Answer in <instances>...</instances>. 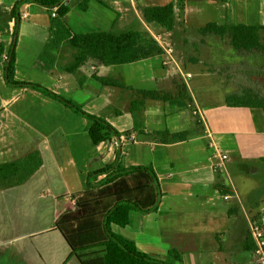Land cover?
I'll list each match as a JSON object with an SVG mask.
<instances>
[{"label":"crops","instance_id":"1","mask_svg":"<svg viewBox=\"0 0 264 264\" xmlns=\"http://www.w3.org/2000/svg\"><path fill=\"white\" fill-rule=\"evenodd\" d=\"M18 1L0 0V5L10 11ZM67 1L69 12L56 18L60 20L56 24H52L46 7L32 0L21 4L15 80L40 84L75 102L88 114L110 123L127 139L119 146L113 144L114 137L95 145L89 136L87 117L40 91L9 86L4 72L6 53L0 56V78L5 87L13 88V93L0 101L1 139L7 141L10 137L19 144L26 140L32 145L26 137L29 136L35 141V147L29 148L35 152V163L42 168L52 159L53 167L63 163L39 178H50L65 191L71 200L65 214L74 211L91 173L104 168H113V172L135 167L153 169L161 191L157 209L149 213L131 211L125 228L112 225L114 233L132 240L139 251L153 259L172 264H257L250 223L259 221L264 225V111L228 106L225 96L229 86L221 85L218 77L232 65H239L234 70L238 72L242 67L251 73L249 83L263 79L257 75V71L262 74L263 59L255 54L235 53L217 43L208 52L207 63L198 51L188 54V62L206 66L196 76L191 72L188 81L175 67L162 66V56L122 67H105L91 61L71 74L65 67L72 62L73 51L66 42L75 34L132 29L149 36V30L172 36V31L147 24L138 7L172 2L175 13L188 12L196 0H77L76 8L81 12L77 23L69 20L75 7L71 9ZM200 2L206 5L207 1ZM218 2L225 9L234 3L240 5L241 0ZM232 15L233 8L222 19L232 21ZM14 26L15 22L9 23L10 33ZM10 33L6 47L11 42ZM49 37L55 51L36 66ZM3 43L0 35V47L5 46ZM52 54L55 60L50 61ZM177 55L175 51L178 59ZM51 62L53 68L49 69ZM184 70L188 71V67ZM94 74L123 76L134 91L155 90L174 96L178 83H183L190 99L143 100L131 91L102 85ZM164 131H188L189 137L168 143L159 134ZM130 136L134 139L129 140ZM222 155L228 157L226 161H222ZM106 175L97 176L96 181L104 180ZM219 178L228 180L234 196L218 192ZM235 202L242 217L230 219L228 209ZM61 213H57L58 218ZM171 251L177 257H171Z\"/></svg>","mask_w":264,"mask_h":264},{"label":"trees","instance_id":"2","mask_svg":"<svg viewBox=\"0 0 264 264\" xmlns=\"http://www.w3.org/2000/svg\"><path fill=\"white\" fill-rule=\"evenodd\" d=\"M25 1L27 0H19L10 11H6L0 5V28L2 32L9 34V23L15 22L14 29L10 33L12 36L10 44L7 47H0V56L6 53L8 57L4 64L7 84L11 87L40 91L87 117L89 136L95 145L109 141L113 137H120L110 123L88 114L75 102L57 95L40 84L15 80L16 48L19 38L18 23L21 18L19 10ZM32 1L46 7L49 11L59 7L58 14L60 17H64L69 12L68 6L65 5L66 0ZM138 9L147 24L155 25L164 32L173 30L175 23L174 3L139 6ZM4 25L5 27L2 28L1 26ZM200 33L219 36L221 39L229 41L235 53L255 54L264 61V25L209 23L200 28ZM66 45L73 51L72 62L65 67V71L71 74H75L91 61L105 67H122L160 57L163 54L159 44L147 33L132 29L75 34L66 42ZM53 47V39L49 37L36 66L48 58L54 50ZM49 60H55L54 54L49 57ZM51 68H53L52 62L49 69ZM94 78L104 86L131 91L143 100L168 102L174 98L184 101L190 99L188 89L183 83H178V91L174 96L155 90L134 91L132 87L126 85L123 76L104 77L94 74ZM246 87H240V90L237 89L234 93L226 94L227 105L230 107L261 108L264 111V91L256 90L254 87ZM159 134L166 138L168 143L182 142L189 137L188 131L174 134L164 131ZM112 169L104 168L91 173L88 178L87 189L78 197L74 211L58 218V221L60 220L58 223L63 222L68 227V231L73 233L68 235L61 230L72 248L69 257L77 256L82 264H172L169 261L151 258L139 251L132 240L112 231L113 224L121 228H125L129 224L131 211L149 213L157 209L156 205L161 196V191L154 170L146 167H135L130 170L113 172ZM103 174H107L105 179L97 182V176ZM216 189L224 196H234L235 194L226 178H219ZM228 215L230 219L241 216V208L237 202L230 206ZM93 217L95 220L92 219ZM89 232H103V235H100L97 241L90 243L71 241L73 237L82 238V235L86 237ZM93 247H95L94 252H89L88 250ZM79 250L83 252V255H88V259L83 260L82 255L77 254ZM170 256L175 258L177 253L171 251Z\"/></svg>","mask_w":264,"mask_h":264},{"label":"rangeland","instance_id":"3","mask_svg":"<svg viewBox=\"0 0 264 264\" xmlns=\"http://www.w3.org/2000/svg\"><path fill=\"white\" fill-rule=\"evenodd\" d=\"M200 1L196 0L188 12L181 10L175 13L172 36L163 34L173 43L176 54H178L177 60L182 63L180 64L182 68L185 69L187 66L188 71L195 76L206 66L188 62V54L198 51L202 60L207 63L208 52L217 43L235 52L228 40L213 34L203 35L200 33V28L209 23L264 24V0H241L240 5L234 3L231 8L225 9L218 0H206V5ZM67 3L71 9L75 7L69 20L77 23L78 18L81 17V12L76 8L78 1L68 0ZM180 4L177 6L180 7ZM232 8V21L223 20V14ZM49 13L51 17V12ZM59 21L58 19L51 20L52 24ZM0 35L6 46L8 35L2 31ZM235 67L239 65H232L228 71L224 72V76H217L221 85L229 86L227 90L230 91L227 93H234L235 90H240V87H246L248 84H252L248 86L249 88L254 87L256 90L264 91V64L261 69L262 74L259 75L257 71V75L263 76V79L250 83L251 73L244 71L242 67L237 72L234 70ZM232 88L235 90L232 91ZM12 89L5 87L3 78H0V101L3 98L9 99L13 93ZM1 137L0 134V264H82L77 256L69 257L72 248L61 230L68 235L73 233L68 231V227L63 222L58 223L60 220L58 221L57 213L63 212L60 214L63 216L71 200L58 183L50 178H39L47 171L62 166L63 163L53 167L51 164L55 161L52 159L50 164L42 168L41 165L35 163V157L32 156L35 154L34 150H29L30 146L35 147L34 138L26 136L32 142L30 145L26 140L23 141L24 144H19L10 137L7 141L2 140ZM92 219L95 220V217ZM100 235H103V232H89L86 237L83 235L82 238L73 237L71 241L75 243L95 242ZM94 248L88 251L94 252ZM77 254L82 255L83 260L88 259V255H83L81 250Z\"/></svg>","mask_w":264,"mask_h":264},{"label":"built area","instance_id":"4","mask_svg":"<svg viewBox=\"0 0 264 264\" xmlns=\"http://www.w3.org/2000/svg\"><path fill=\"white\" fill-rule=\"evenodd\" d=\"M58 9L59 7L51 9L50 12L51 17L53 19L60 17L58 14ZM23 16L26 17L27 15L23 14ZM149 33L151 35L150 37L153 38L159 44L163 51L162 66L168 69L175 67L184 81L190 80L192 78V74L180 67L179 62L175 56V49L173 43L170 41V39L165 38L163 36L164 33L152 32L150 30ZM7 59L8 57L5 54L3 60L6 62ZM193 114L195 115L196 111H193ZM126 139L127 138L125 136H120L114 137L112 141L115 146H119L120 143ZM133 139V136L129 137V140ZM227 158L228 157L226 155L221 156L222 161H226ZM250 233L255 245L253 252L255 257L257 258V264H264V225L259 221H252L250 223Z\"/></svg>","mask_w":264,"mask_h":264}]
</instances>
